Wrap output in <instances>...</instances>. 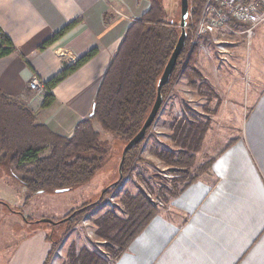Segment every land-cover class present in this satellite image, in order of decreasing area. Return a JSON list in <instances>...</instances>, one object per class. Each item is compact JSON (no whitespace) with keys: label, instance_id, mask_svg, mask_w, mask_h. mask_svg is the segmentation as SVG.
Wrapping results in <instances>:
<instances>
[{"label":"crops","instance_id":"1","mask_svg":"<svg viewBox=\"0 0 264 264\" xmlns=\"http://www.w3.org/2000/svg\"><path fill=\"white\" fill-rule=\"evenodd\" d=\"M149 6L148 0H0V31L18 49L0 59V91L32 110L39 124L72 137L91 115L124 35ZM252 38L250 47L242 39L229 49L230 68L220 65L211 40L196 48V68L214 89L223 88L229 72L245 61L249 82L263 90L246 115L242 136L214 163L212 177L203 175L174 198L166 214L155 215L117 264H264V24ZM94 48L97 55L53 89L55 101L45 108V95L29 87L32 77L45 83ZM52 248L44 244L37 264H46Z\"/></svg>","mask_w":264,"mask_h":264},{"label":"trees","instance_id":"2","mask_svg":"<svg viewBox=\"0 0 264 264\" xmlns=\"http://www.w3.org/2000/svg\"><path fill=\"white\" fill-rule=\"evenodd\" d=\"M148 1L150 4L148 11L131 24L108 66L93 103L91 115L76 125L72 137L61 136L39 124L32 110L20 100L0 91V165L10 168L17 175L26 189L28 200L40 192L69 191L86 185L102 170L108 152L103 144L102 134L94 128V122H98L104 132L124 140L126 145L141 131L156 104L160 80L183 34L186 35L184 45L168 82L161 90L162 106L176 81L189 78V84L195 86L196 81L192 78L194 73L199 78L202 77L197 72L193 59L196 48L191 50V39L206 0H188L189 12L185 28L181 27V13L180 22L169 20L161 0ZM74 24L65 27L43 47L52 45ZM14 53H18L14 42L6 33L0 31V59ZM97 53L98 50L94 48L76 62L65 63L56 76L44 83L47 90L43 103L45 108L50 107L55 101L53 89ZM24 60L28 64L27 59ZM205 87L206 94L212 98L213 94H216L215 89L210 83ZM215 96L219 99V95ZM201 127L192 119L175 120L171 128L174 131L176 145L182 149L167 154L165 163L168 166L187 168L194 163L197 150L190 148L196 142L195 146H200L201 136L205 132ZM175 135H178V140L175 139ZM145 139L146 137L122 158L120 165L122 175L132 168ZM179 171L182 172L180 169ZM187 171L185 174L187 178L190 176L189 180L175 182L171 188L169 193L173 198L178 197L198 180V177H191L192 174ZM118 184L119 182L105 191L100 202ZM122 205V213L126 217L119 216L115 211H107L96 219L97 235L103 241L110 261L102 258L95 250L84 247L78 251L72 246L63 264L117 263L130 244L144 231L149 221L157 215L156 205L143 196L127 194L122 199ZM93 211L94 204L84 205L68 214L64 222L72 229L87 213ZM56 246L57 243L52 241L53 251ZM53 251H50L47 263Z\"/></svg>","mask_w":264,"mask_h":264},{"label":"rangeland","instance_id":"3","mask_svg":"<svg viewBox=\"0 0 264 264\" xmlns=\"http://www.w3.org/2000/svg\"><path fill=\"white\" fill-rule=\"evenodd\" d=\"M161 1L169 20L180 22L181 0ZM185 37L183 34L181 39L184 40ZM242 39L246 40L242 44L247 46V43L255 40L231 34L228 40H235L234 44H212L215 54L219 55L220 65L230 68L226 61L229 54L220 53V49H232L236 41L239 43ZM196 52L197 49L193 59ZM245 67V61H241L237 68L229 72L232 77L224 82L221 86L223 88L215 87L216 94L212 98L206 94L205 87L210 82L197 68L202 77L199 78L194 73L192 78L196 81L195 86L189 84V78L176 81L158 120L147 132L145 143L132 168L124 175L120 172V165L126 147L125 141L104 132L99 125L98 130L102 134L108 158L102 170L86 185L62 193L40 192L28 200L26 189L17 175L10 168L0 165V264H37L44 244H52V241L57 246L46 264H63L72 246L78 251L84 247L95 250L102 258L110 261V255L97 235L98 217L107 211H115L119 216L126 217L122 213V199L127 194L150 199L156 205L157 215L166 214L174 200L169 192L175 182L180 183L182 179L188 181L190 176L187 178V170L192 174L191 177L199 179L204 175L211 178L217 158L233 145L234 139L242 136L246 115L254 105L255 96L263 90L252 86L249 82L250 73ZM215 95H219V99ZM189 119L205 129L200 146H195L196 142L190 148L197 150L194 163L187 168L168 166L165 163L167 154L182 149L176 145L171 126L175 120ZM175 139H179L178 135H175ZM190 145L188 144V149ZM117 182L119 184L100 202L104 192ZM87 204H94L95 211L87 213L75 227L69 229L64 222L67 215ZM70 218L69 216L68 219ZM14 261L16 262L13 263Z\"/></svg>","mask_w":264,"mask_h":264},{"label":"built area","instance_id":"4","mask_svg":"<svg viewBox=\"0 0 264 264\" xmlns=\"http://www.w3.org/2000/svg\"><path fill=\"white\" fill-rule=\"evenodd\" d=\"M116 14L123 15L119 11H116ZM263 24L264 0H206L194 28L191 50L199 47L205 39L211 40L215 46L232 45L234 41L228 40L229 35L237 34L251 38ZM220 53L231 54V51L224 48L220 49ZM29 87L41 94L47 93L44 82L37 76L32 77Z\"/></svg>","mask_w":264,"mask_h":264},{"label":"water","instance_id":"5","mask_svg":"<svg viewBox=\"0 0 264 264\" xmlns=\"http://www.w3.org/2000/svg\"><path fill=\"white\" fill-rule=\"evenodd\" d=\"M189 12V1L188 0H181V27L185 28L186 25V18ZM184 45V40L181 39L174 51V54L171 57V60L169 61L164 74L160 80L159 83V88H158V98L156 101V104L154 105L148 119L146 120L143 128L141 129V131L126 145L125 149H124V153H123V158L126 154L127 151H129L130 149H132L135 145H137L139 142H141L145 137H146V133L148 131V129L156 122V120H158L159 115L163 109L162 106V97H161V90L163 88V86L168 82L169 77L173 71V68L175 66L177 57L179 56L181 49ZM68 190H61L58 191V193H62V192H66Z\"/></svg>","mask_w":264,"mask_h":264},{"label":"bare ground","instance_id":"6","mask_svg":"<svg viewBox=\"0 0 264 264\" xmlns=\"http://www.w3.org/2000/svg\"><path fill=\"white\" fill-rule=\"evenodd\" d=\"M153 125H154V124H153ZM153 125H152V126H153ZM152 126H151V127H152ZM151 127H150L149 129H151ZM149 129H148V131H149ZM148 131H147V132H148ZM146 134H147V133H146Z\"/></svg>","mask_w":264,"mask_h":264}]
</instances>
